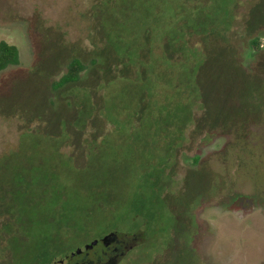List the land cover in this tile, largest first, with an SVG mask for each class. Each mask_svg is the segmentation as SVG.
<instances>
[{
    "label": "rangeland",
    "instance_id": "rangeland-1",
    "mask_svg": "<svg viewBox=\"0 0 264 264\" xmlns=\"http://www.w3.org/2000/svg\"><path fill=\"white\" fill-rule=\"evenodd\" d=\"M0 42L20 54L0 72V264L138 232L120 264H201L177 186L196 154L264 192V0H0Z\"/></svg>",
    "mask_w": 264,
    "mask_h": 264
},
{
    "label": "flooded vegetation",
    "instance_id": "flooded-vegetation-1",
    "mask_svg": "<svg viewBox=\"0 0 264 264\" xmlns=\"http://www.w3.org/2000/svg\"><path fill=\"white\" fill-rule=\"evenodd\" d=\"M213 156L214 151L209 158ZM190 160L192 174L181 176L177 184L185 200L183 207L193 205L183 215L184 230L191 238L188 247L201 264H264V258L251 259L248 253L251 236L264 235V192L254 185L253 193L235 191L231 163L219 169L216 162L208 167V159L201 154ZM142 242L143 232L112 233L51 264H120Z\"/></svg>",
    "mask_w": 264,
    "mask_h": 264
},
{
    "label": "trees",
    "instance_id": "trees-1",
    "mask_svg": "<svg viewBox=\"0 0 264 264\" xmlns=\"http://www.w3.org/2000/svg\"><path fill=\"white\" fill-rule=\"evenodd\" d=\"M261 48V42L258 39H253L250 42L249 50L251 51V56L254 55L256 51ZM19 50L16 46L8 44L6 42H0V72L6 70L8 67L16 65L19 60ZM86 66L79 59H73L67 66L66 73L56 81L52 88L53 90H59L67 85L77 83Z\"/></svg>",
    "mask_w": 264,
    "mask_h": 264
}]
</instances>
